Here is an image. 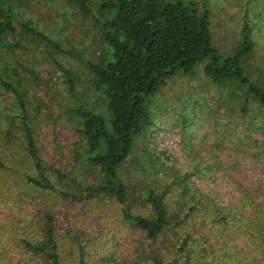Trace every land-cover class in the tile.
<instances>
[{"label":"trees","instance_id":"trees-1","mask_svg":"<svg viewBox=\"0 0 264 264\" xmlns=\"http://www.w3.org/2000/svg\"><path fill=\"white\" fill-rule=\"evenodd\" d=\"M30 1L59 2L74 11L87 25V34L93 33L98 54L89 56L91 48L82 41L83 50L67 52L77 60L79 69L65 66L48 50L53 47L60 51L61 46L25 16V1L0 0V97H13L19 112L0 114V264H16V259L26 264H63L54 231L56 218L47 209L50 199L38 213L19 217L32 198L45 195L53 196L54 204L72 201L91 206L104 199L114 200L122 222L146 234L137 250L140 264H180L182 258L188 264H263L264 204L242 186L238 188L241 199L237 201L198 187L191 177L215 182L219 171L214 173V165L195 155L187 141L183 142V150L191 161L186 170L171 164L163 150L156 154L148 146L153 130L159 128L147 108L149 101L177 75L193 78L196 69L209 61L204 75L221 95L205 91L208 84L199 88L200 93L194 88L193 104L190 96L182 113L172 109L175 126L182 128L186 139L201 122V113L216 132V148L221 149L228 142L240 155L264 164V60L260 77H253L247 65L257 51L254 27L245 21L237 46L223 57L213 46L208 13L198 14L193 6L183 2L26 0ZM25 36L45 44L46 54L54 61L59 79L74 103L66 108L81 137L74 173H65L40 156L36 129L27 109L25 80H41L34 67H26L15 54L16 50L28 48ZM6 57L10 60L1 59ZM209 96L216 111L204 104ZM222 108L228 123L216 120ZM234 110L241 115V122L234 119ZM258 139L262 140L261 145ZM145 156L151 167L163 170L158 174L163 173L170 180L161 179V185L153 187H144L142 181L131 185L123 171L131 168L132 162L140 166ZM24 157L30 159L34 173L19 170ZM223 164L217 155L219 170ZM238 167L237 161L234 168ZM83 178H92L93 182ZM172 193H177L174 209L168 201ZM135 202L146 205L144 214L134 210ZM192 221L198 222L208 235H195L188 230L166 255L163 249L156 248L165 232L186 229ZM21 224L30 226L22 228ZM121 227L124 232L129 231L120 226L121 231ZM82 239L77 235L74 240L79 264H87ZM241 245L244 250L239 248ZM115 248L108 259L116 258ZM104 260L101 257L98 263Z\"/></svg>","mask_w":264,"mask_h":264},{"label":"rangeland","instance_id":"rangeland-1","mask_svg":"<svg viewBox=\"0 0 264 264\" xmlns=\"http://www.w3.org/2000/svg\"><path fill=\"white\" fill-rule=\"evenodd\" d=\"M23 4L22 11L25 16L34 20L39 29L48 35L52 40L56 41L61 50L51 48L52 52L65 66L79 69V63L72 57L67 55L69 50H83V41L86 48L90 49L89 56L98 54L95 47L93 33L87 31V25L76 16L75 12L68 9L61 3L48 4L40 1H30ZM169 3L183 2L191 5L198 11V14L209 15L211 23V31L213 37V46L218 50L219 54L226 57L232 53L241 39L243 24L248 21L254 27L256 37L257 51L248 59L249 72L253 77H260L261 69H263L264 60V0H165ZM82 43V44H83ZM24 44L27 49L16 50L15 54L21 63L26 67H34L39 74L40 82L25 80L27 87V109L32 118V124L36 129V142L38 145L40 156L43 161L57 168H62L65 173H74L76 166L75 155L76 148L81 144V137L74 128L72 121L69 120L71 113L66 109L73 107L74 103L68 97L67 92L61 80L59 72L53 60L46 54L47 47L44 43L33 41L30 37L25 36ZM8 57V56H7ZM1 58L10 60L8 58ZM12 56V60H13ZM15 59V58H14ZM1 61V60H0ZM196 69V75L193 78H180L178 75L172 79L168 85L155 95L148 103L147 108L154 119L155 126L159 127L153 130V137L148 146L157 154L159 150H163L166 158L170 159V163L178 168L189 169V158L183 150V142L187 141L195 155L205 158L213 164V172H218L216 181L206 179L201 180L197 177H191L198 187L208 191H214L227 199L233 198L235 201L241 199L238 188L242 186L253 195L258 202L264 204V164L258 162L248 155H240L230 143H225L224 147H217L216 132L209 127V119L200 113V123L189 133V137L185 139L182 128L175 126L176 116L173 110L182 113L185 108V100L191 98L193 104V89L199 92V88L205 87V91L214 92L219 97L218 88L205 77L204 66ZM14 63V62H13ZM12 63V64H13ZM254 72V73H253ZM93 101V100H92ZM94 103V102H93ZM15 100L9 95L0 97V114L10 115L13 111L18 112L15 108ZM206 108L209 106L211 110H217L213 98L207 97ZM92 105V104H91ZM97 106V103L94 104ZM173 109V110H172ZM227 109V107H226ZM225 108L220 109V114L216 116L219 122L228 123L225 118ZM234 117L237 121H242L238 110H234ZM232 113V114H233ZM231 122V120H230ZM170 123V124H169ZM169 124V125H168ZM259 140V139H258ZM263 142L259 140L261 145ZM4 147H2L3 149ZM141 149L139 151L141 152ZM12 151V150H11ZM143 151V149H142ZM220 158L224 164L219 170L216 165V156ZM142 155L141 157H143ZM3 157V156H1ZM7 157V154H5ZM19 170L23 173H34V167L28 157L22 158ZM238 161L239 167L234 168V164ZM153 165V164H152ZM131 168L124 169V173L128 174V182L131 185L139 184L142 181L144 187L160 186L161 182L168 179L162 169L151 167L150 160L145 156L140 166L133 164ZM76 168V169H75ZM152 168V169H151ZM216 168V171H214ZM171 174V173H170ZM214 176V175H213ZM85 182H93L92 178H83ZM162 179V181H161ZM65 188V186H63ZM134 190H138L137 186ZM139 192L137 191L136 195ZM177 193L168 196L171 208H176ZM53 196H39L32 198L27 209L19 217L38 213L41 208L47 204V209L51 210L56 218L54 223V231L59 238L60 254L63 264H79V249L75 244V237L81 236L82 244L85 246L87 255V264H140L138 259V249L143 244L146 234L141 229H130L129 224L122 222L120 217V208L114 200L104 199L87 206L81 202L63 201L61 203H52ZM139 213L146 211V205L142 203H134ZM49 205V206H48ZM0 213L3 212L0 210ZM31 220V219H30ZM30 226L29 224H26ZM21 224L20 227H27ZM125 226L128 232L120 226ZM182 229V228H181ZM176 231H167L162 240L156 246L163 254L166 255L168 249L183 237L185 231L191 230L195 235L208 233L200 227L199 223L192 221L186 226V229ZM29 227L26 231H30ZM181 230V231H180ZM178 233V235H177ZM238 239L239 243L243 240ZM117 251L116 258L108 259L113 249ZM244 250V245L239 246ZM193 254V253H192ZM104 257V262L98 263V259ZM193 254V258H194ZM109 260V261H108ZM180 264H188L187 259H180ZM137 262V263H136ZM264 264V260L262 261ZM26 264L23 260L16 259V264Z\"/></svg>","mask_w":264,"mask_h":264}]
</instances>
